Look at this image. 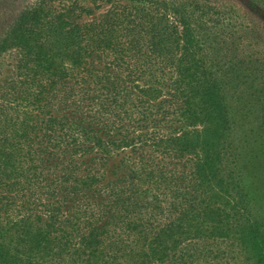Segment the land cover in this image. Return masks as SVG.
<instances>
[{
    "label": "trees",
    "instance_id": "16d2710c",
    "mask_svg": "<svg viewBox=\"0 0 264 264\" xmlns=\"http://www.w3.org/2000/svg\"><path fill=\"white\" fill-rule=\"evenodd\" d=\"M105 4L42 2L10 36L23 53L0 90V264H264L252 27L210 0Z\"/></svg>",
    "mask_w": 264,
    "mask_h": 264
},
{
    "label": "rangeland",
    "instance_id": "374dc122",
    "mask_svg": "<svg viewBox=\"0 0 264 264\" xmlns=\"http://www.w3.org/2000/svg\"><path fill=\"white\" fill-rule=\"evenodd\" d=\"M106 0H0V41L9 38L10 44L0 50V90L6 79L12 76L15 71L19 55L23 53L21 45L14 42L13 38H21L23 35L28 36V30L32 25L39 23V18L34 19L30 13H36L42 2L49 4L53 9L71 8L75 5L84 8L101 7L95 12V15L107 10L109 5L105 4ZM216 4H234L242 13L243 20L252 27L253 31L240 33V35L249 42H258L257 50H264V5L259 0H210ZM126 4L127 0H120ZM36 23V24H35ZM16 29L15 34L11 31ZM249 174L253 175L255 181L258 180L263 184L264 192V169L255 170L252 166H246ZM264 194V193H263ZM264 203V201H263Z\"/></svg>",
    "mask_w": 264,
    "mask_h": 264
}]
</instances>
